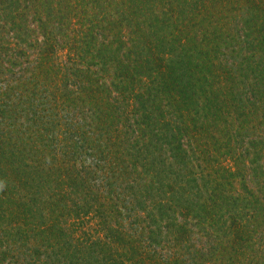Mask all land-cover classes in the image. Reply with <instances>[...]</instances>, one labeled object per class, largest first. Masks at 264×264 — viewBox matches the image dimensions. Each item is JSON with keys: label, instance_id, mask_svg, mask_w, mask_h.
I'll list each match as a JSON object with an SVG mask.
<instances>
[{"label": "trees", "instance_id": "obj_1", "mask_svg": "<svg viewBox=\"0 0 264 264\" xmlns=\"http://www.w3.org/2000/svg\"><path fill=\"white\" fill-rule=\"evenodd\" d=\"M0 264H264V0H0Z\"/></svg>", "mask_w": 264, "mask_h": 264}]
</instances>
